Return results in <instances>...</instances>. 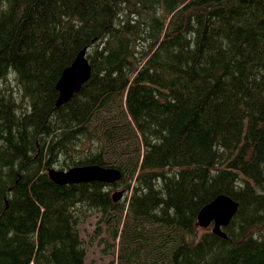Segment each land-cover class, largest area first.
<instances>
[{"label": "trees", "instance_id": "trees-1", "mask_svg": "<svg viewBox=\"0 0 264 264\" xmlns=\"http://www.w3.org/2000/svg\"><path fill=\"white\" fill-rule=\"evenodd\" d=\"M84 49L92 77L58 106ZM0 159V264H86L85 208L116 219L100 241L122 264H264V0H0ZM89 165L121 171L124 204L67 208L103 183L48 170ZM220 195L226 238L198 224Z\"/></svg>", "mask_w": 264, "mask_h": 264}, {"label": "rangeland", "instance_id": "rangeland-1", "mask_svg": "<svg viewBox=\"0 0 264 264\" xmlns=\"http://www.w3.org/2000/svg\"><path fill=\"white\" fill-rule=\"evenodd\" d=\"M3 95L8 97L13 105L16 104V112L19 115L21 112L30 114L32 112L31 110V103L30 101L24 97L21 88L17 85L15 82L14 86L11 89L4 90ZM8 100L4 102V105L6 108H8ZM114 116H119V111L116 109L113 112ZM131 120L127 118L125 119V122L127 123ZM109 122H111V119H109ZM91 133L96 132V127L92 125ZM96 138V136L94 137ZM93 145H96V139L94 140V143L88 142L85 146V148H91ZM1 161V159H0ZM59 167H56L58 169ZM175 170H169L170 173H173ZM122 183L126 185L128 183L127 179L122 180L118 184V188L115 189V187H108L107 185L103 184H89V185H79V186H68L62 191L66 194L64 200L67 203V208H76L83 210L84 206L86 205V201H89L91 204H100L105 205L104 200L102 199L101 195L104 196L107 193L110 194V196L113 195V193H117L120 191L124 192L123 197L120 199L119 203L124 204L127 200V192L121 188H119ZM77 194H80V196H76ZM88 203V202H87ZM87 210L86 217L89 215L87 221L83 220V225L78 226V231L80 233L81 237H86V242L89 245V249L87 251L86 256V264H111V262L115 261V264H122V262H118L116 255L112 254L113 246L118 249V243L110 239V245L105 246L103 245V241H100L101 238L108 237V233L105 231L111 227L112 229L117 227V221L116 219H113L110 223L105 224L103 223L102 215L101 214H95L91 213L92 209L85 208ZM90 211V212H89ZM123 227V223L120 225V228ZM211 227H200V232L204 230L210 231Z\"/></svg>", "mask_w": 264, "mask_h": 264}, {"label": "water", "instance_id": "water-1", "mask_svg": "<svg viewBox=\"0 0 264 264\" xmlns=\"http://www.w3.org/2000/svg\"><path fill=\"white\" fill-rule=\"evenodd\" d=\"M86 51H82L75 62L78 67L74 64V71L72 74H65L58 85V90L60 92L59 104L68 102L73 99V96L78 94L83 88V86L89 82L92 76V68L89 62L86 60ZM77 68V69H75ZM69 76L71 80L67 79ZM67 83V84H66ZM50 178L53 182L60 185H78V184H88L92 182H103L113 184L121 179L122 173L118 169L105 168L99 165L96 166H85L79 168H73L67 172H58L55 169L50 170ZM122 196V192L116 193L114 195L115 200H118ZM219 198V197H218ZM227 205L224 210L225 213L217 214L214 208L215 205ZM237 205L226 196H220L217 201L206 206L201 210L198 216V224L200 227H209L212 222H214L215 227L214 232L219 235H223L220 228L221 226H226L230 223L231 219L237 212ZM217 214V215H216Z\"/></svg>", "mask_w": 264, "mask_h": 264}, {"label": "bare ground", "instance_id": "bare-ground-1", "mask_svg": "<svg viewBox=\"0 0 264 264\" xmlns=\"http://www.w3.org/2000/svg\"><path fill=\"white\" fill-rule=\"evenodd\" d=\"M85 51H86V53H87V49H84ZM84 50H82V51H84ZM81 51V52H82ZM80 52V53H81ZM79 53V54H80ZM77 58H78V56H77ZM77 58H76V60L74 61V63L70 66V67H68L64 72H63V74H62V76H61V78H60V80H59V82H58V84H57V89H58V85H59V83H60V81L62 80V78H63V76L67 73V74H72V72L74 71V64H76L75 62L77 61ZM76 67H78L77 66V64L75 65ZM75 69H77V68H75ZM74 74V73H73ZM73 74H72V76H73ZM66 78L67 79H69V80H71V78L69 77V76H66ZM67 84V83H66ZM59 91V90H58ZM59 94H60V92H59ZM61 96V95H60ZM60 96H59V99H60ZM59 99H58V106H62L63 104H65V103H67V102H64V103H62V104H59ZM69 102V101H68ZM89 166H96V165H89ZM85 167V166H84ZM74 168H79V167H74ZM52 169H55V170H57L58 172H67L68 170H58V169H56V168H51V169H49L48 170V176H49V178H50V170H52ZM71 169H73V168H71ZM71 169H69V170H71ZM113 169H115V168H113ZM121 179H122V177H121ZM120 179V180H121ZM50 180L53 182V180L50 178ZM120 180H118L117 182H119ZM116 182V183H117ZM54 184H56V185H59V186H64V185H60V184H57V183H55V182H53ZM99 183H103V182H99ZM103 184H107V185H111V184H109V183H103ZM113 184H115V183H113ZM117 193H119V192H117ZM116 194V193H115ZM114 194V195H115ZM114 195H113V199H114V202H119L120 201V199L123 197V193H122V196L118 199V200H115V198H114ZM220 196H223V195H220ZM220 196H218L219 198H220ZM216 198L215 200H213L210 204H212L214 201H217L219 198ZM236 205H237V207H238V203L237 202H235V201H233ZM210 204H208V205H210ZM208 205H206V206H208ZM205 206V207H206ZM204 207V208H205ZM214 208H217V209H215L216 211V213L218 214H223V213H225L224 212V210L227 208V205H225V204H222V205H215V207ZM216 214V215H217ZM199 216V215H198ZM224 238H226V234L225 233H223V235H222Z\"/></svg>", "mask_w": 264, "mask_h": 264}]
</instances>
